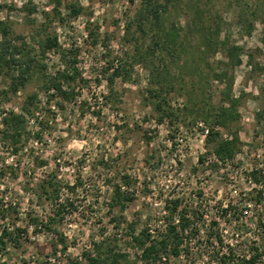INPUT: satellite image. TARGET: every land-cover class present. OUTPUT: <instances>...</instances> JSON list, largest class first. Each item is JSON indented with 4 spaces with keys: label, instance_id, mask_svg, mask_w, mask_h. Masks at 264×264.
<instances>
[{
    "label": "rangeland",
    "instance_id": "obj_1",
    "mask_svg": "<svg viewBox=\"0 0 264 264\" xmlns=\"http://www.w3.org/2000/svg\"><path fill=\"white\" fill-rule=\"evenodd\" d=\"M51 1L0 0V21L13 37L35 50L38 40L55 34L61 50L76 52L82 80L71 83L78 93L75 100L57 106V98L46 104L45 76L40 71L34 70L16 94L7 90L10 72H0V129L7 112H18L28 95H37L36 119L27 120L18 150L9 142L2 144L0 138V205L16 203L15 227L24 231L15 245L0 248V264H48L49 257L66 264L77 255L90 254L92 245L100 241L112 242L116 252L126 254L133 264L138 250L130 233L137 234L148 224L161 230L164 203L175 197L183 199L182 207L201 214L202 221L197 222L200 233L188 253L171 259V264H209L213 254L227 247L233 256L246 255L250 245L260 240L258 221L264 223V201H247L255 188L248 173L255 170L264 176V9L248 34L244 22L251 19L253 0H171L164 17L184 36L186 73L194 74L190 67L199 44L190 24L196 8L202 11L205 25L218 31L219 40L241 48L231 87L239 99V119L231 130L239 137L240 152L214 171L197 163L205 152L206 128L201 122H193L191 115H178L171 127L154 120L147 92L150 73L139 56L150 45V33L139 37L135 26L131 35L124 32L141 0H61L59 16ZM69 4L81 7L77 17L69 14ZM88 28L95 39L87 35ZM116 59L131 76L127 82L115 79L110 93L102 70L109 62L117 64ZM41 62L46 75L60 67L54 52ZM205 63L216 69L224 62L216 54ZM205 63L199 65L202 71L208 69ZM208 87L216 104L223 87L217 82ZM185 99L182 93L173 107L180 109ZM51 174L63 187L58 202L67 199L71 206L66 205L61 218L52 223L54 232L39 226L35 231L32 219L45 223L55 210L53 204L37 198L41 181ZM122 175L132 181L129 190L134 200L120 208L114 203L113 189ZM73 184L78 186L72 192L65 188ZM227 201H232L231 216L222 218L219 211ZM212 221L216 224L208 226ZM205 231L212 233L209 238ZM258 264H264V257Z\"/></svg>",
    "mask_w": 264,
    "mask_h": 264
},
{
    "label": "trees",
    "instance_id": "obj_2",
    "mask_svg": "<svg viewBox=\"0 0 264 264\" xmlns=\"http://www.w3.org/2000/svg\"><path fill=\"white\" fill-rule=\"evenodd\" d=\"M51 3L53 12L59 16L58 9L61 0H52ZM170 3L171 0H141L135 17L127 22L124 32L126 36L131 35V28L135 26V32L139 37L150 33V45L139 53V56L150 73L149 84L151 88L147 92L155 122L157 124L165 123L171 127L173 122L179 118L178 115L184 117L191 115L193 122H201L206 128L205 152L198 157L197 163L201 166L206 163L208 169L216 171L234 160L236 154L240 152L239 137L237 133L231 130L233 124L239 119L237 111L239 99L232 95L231 87L233 82L232 71L241 63V48L229 44L227 40H219L218 31L205 25L202 11L196 8L193 12L194 19L190 22L199 38V44L195 48L194 66L190 67L194 74L184 72L188 67V61L185 59L188 47L184 41V36L181 37L174 25L166 23L164 17L168 12ZM253 3L254 5L249 12L251 19L248 21L245 18L244 22L247 34L252 28L253 20L260 18L264 9V0H253ZM67 9L73 17H77L82 10L75 4H69ZM262 22L264 24V18H262ZM87 35L95 39L93 31L89 28ZM0 37V72L1 70L10 72L7 90L11 94H16L30 79L32 72L38 70L45 76L42 90L46 104L52 98L59 100L57 106L60 105V102L75 100L78 93L71 86V83L82 80L76 69V52L72 48L61 50L54 34L41 38L37 41V49H31L23 39L12 36L10 28L4 21H0ZM16 39L20 42L15 41ZM261 41L264 44V30ZM94 42L93 44H95ZM49 52L58 54L60 67L53 73L46 75V67L42 65L41 61ZM216 54L222 56L223 66L216 69L208 68L209 65L205 63L207 57H214ZM115 61L117 64L109 62L102 70L110 93L115 79L119 78L123 82H127L131 76V71L127 70L126 65H122V61L118 62L117 59ZM202 62L208 68L206 71L200 69L199 65ZM187 74L188 85L184 83ZM210 82H217L223 87L216 104L211 101L208 87ZM182 93L186 96L182 107L180 109L173 107V100ZM36 98V94L28 95L18 112L9 111L1 119V142L2 144L9 142L14 146L15 152L18 150L17 143L23 136L27 120L36 119V115H34ZM223 132H226L225 135ZM248 176L255 188L252 189L251 196L247 201L256 203L264 201V176L255 170H251ZM119 182L120 185H115L113 189V200L115 205L123 208L125 203L134 200V192L129 190L132 181L128 176L122 175ZM77 186V184H73L65 186V188L72 192ZM124 187L126 189L122 190L121 188ZM62 188L56 175H48L41 181L37 198L50 202L55 206V210L45 223H38L37 219H32L35 231L39 226L48 232H54L52 223L61 218L66 205L71 206L67 204V199L58 202ZM182 202L183 199L178 197L165 201V226L161 230L154 229V233L151 234L144 228L137 234L130 233L134 248L139 251V255H136L137 259L144 263H155L162 256L177 258L181 253H188L189 244L200 233L197 222L202 221V215L186 205L182 207ZM232 209V201H227L224 208H220L221 214L218 216L229 217ZM17 215L16 203L9 201L0 205V248L2 250L6 248L7 244L15 245L19 235L24 232L15 227L14 221L17 220ZM8 220L11 222L5 223ZM215 224L216 222L212 221L208 226ZM257 230L260 240L256 245L255 243L250 245L248 258L245 257L246 255L233 256L232 250L227 247V251L220 250V252L213 254L211 259L214 260L215 264H255L264 255V223L261 220L257 223ZM206 234L209 238L212 233L208 231ZM215 236L220 241L219 235L216 234ZM92 252V254L86 255V263L69 261L66 264H129L127 255L116 252L112 242L94 243Z\"/></svg>",
    "mask_w": 264,
    "mask_h": 264
},
{
    "label": "built area",
    "instance_id": "obj_3",
    "mask_svg": "<svg viewBox=\"0 0 264 264\" xmlns=\"http://www.w3.org/2000/svg\"><path fill=\"white\" fill-rule=\"evenodd\" d=\"M148 226H150V224H148L147 225V231L149 232V233H151V234H153L154 233V228L153 227H148ZM165 226V224L162 226V228ZM117 236L119 237L120 236V233H118L117 234ZM93 246V245H92ZM138 253H137V255H139V251H137ZM93 252H91L90 254H92ZM249 252L247 251V254H246V258H248L249 257ZM57 256L59 257V253H57ZM181 256H183V254L181 253L180 255H179V257H181ZM237 257H241V256H237ZM264 257V255L263 256H261L258 260H257V262L255 263V264H258V261L261 259V258H263ZM86 255H84V256H81V255H77L74 259H72L71 261H75V262H78V263H86ZM178 258V257H177ZM171 259H174V257H172V256H162L158 261H156L155 263H152V262H148V263H144V262H142L140 259H137L136 258V260H135V262L133 263V264H171L170 263V261H171ZM47 262H48V264H59V262L58 261H56V259H55V257H52V258H48L47 259ZM209 264H215V262L214 261H210L209 262Z\"/></svg>",
    "mask_w": 264,
    "mask_h": 264
}]
</instances>
